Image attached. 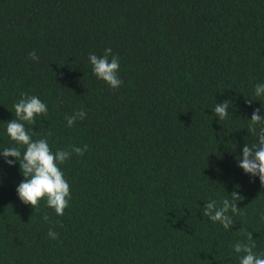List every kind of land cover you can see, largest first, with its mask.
<instances>
[{
  "label": "trees",
  "instance_id": "16d2710c",
  "mask_svg": "<svg viewBox=\"0 0 264 264\" xmlns=\"http://www.w3.org/2000/svg\"><path fill=\"white\" fill-rule=\"evenodd\" d=\"M109 47L117 89L89 61ZM258 83L264 0H0V150L14 146L6 122L24 93L48 107L26 124L33 139L88 146L60 165L63 216L21 203L19 164L0 157V264H239L236 242L264 253V186L237 161L258 142L248 131L252 112L264 115ZM79 110L86 118L68 127ZM234 191L241 214L228 213V230L204 204Z\"/></svg>",
  "mask_w": 264,
  "mask_h": 264
},
{
  "label": "clouds",
  "instance_id": "9594fccd",
  "mask_svg": "<svg viewBox=\"0 0 264 264\" xmlns=\"http://www.w3.org/2000/svg\"><path fill=\"white\" fill-rule=\"evenodd\" d=\"M29 57L38 61L39 57L35 50L29 53ZM92 65V72L97 79L102 80L112 89L119 88L123 81L119 78L120 60L112 55V49H104L102 56L89 55ZM256 97L264 96V83L255 86ZM252 100H248L249 106ZM63 103V101H61ZM229 100L216 103L214 113L219 120H224L229 115ZM15 118L6 122V133L14 146L5 147L0 150V157L8 166L19 164L20 174L24 179L16 187V193L21 203L37 209L43 200L46 206L54 210L57 216H63L71 200V186L60 165L68 161L72 154L83 156L88 150L85 144L83 147L71 146V150L58 149L53 151L47 138L33 139L36 132L29 130L28 125H35L38 116H47L48 107L36 95L22 94L21 99L13 104ZM87 113L79 110L70 116H65L67 126L72 127L77 120L86 118ZM248 131L257 137L258 142L249 146L247 143L242 148V156L237 158L238 167L245 174L252 177H259L260 184L264 186V115L261 109H255L249 120ZM51 135V132L48 133ZM9 157L13 159H9ZM231 199L224 198L221 202L210 200L204 204L203 215L212 222H218L223 228L230 230L234 226L232 215L241 214L236 201L241 200L235 191L231 193ZM48 222L47 214L43 217ZM264 220V215L261 216ZM48 237L55 240L59 234L52 229L48 231ZM248 241H253L252 232L246 234ZM254 244L236 242L234 251L239 256V264H264V253L257 255L254 251Z\"/></svg>",
  "mask_w": 264,
  "mask_h": 264
}]
</instances>
